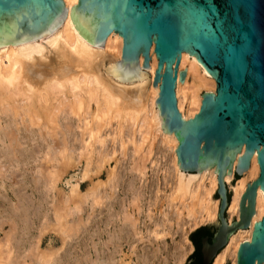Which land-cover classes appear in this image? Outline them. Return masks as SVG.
<instances>
[{
  "label": "water",
  "instance_id": "water-1",
  "mask_svg": "<svg viewBox=\"0 0 264 264\" xmlns=\"http://www.w3.org/2000/svg\"><path fill=\"white\" fill-rule=\"evenodd\" d=\"M65 16L64 0H0V46L51 34ZM73 26L99 50L118 34L120 62L102 71L116 84L148 81L156 58V103L166 137L178 140L182 174L216 168L218 220L190 234L187 262L213 264L248 230L264 191V0H78ZM147 90L148 82L137 93ZM237 262L264 264V215Z\"/></svg>",
  "mask_w": 264,
  "mask_h": 264
},
{
  "label": "bare ground",
  "instance_id": "bare-ground-1",
  "mask_svg": "<svg viewBox=\"0 0 264 264\" xmlns=\"http://www.w3.org/2000/svg\"><path fill=\"white\" fill-rule=\"evenodd\" d=\"M64 1L66 4V16L62 24L61 25L59 24V26H57L51 34L29 41L27 42V44L13 43V44L0 46V178L1 180L2 178L14 180V178H16L19 175V173L20 175L24 176L25 172H27L28 169H30L29 164L31 165V160L35 161L36 159L35 157H37L36 155L40 151H42L44 152L43 153L44 156L42 158L43 160L41 159L39 163H37L36 165L40 170L45 171L46 169H48V171H50L47 172L49 173V176L46 175V177L45 176L43 177L46 180L48 179L49 181H51L47 183L54 184L56 179L59 178L58 177L59 175L58 172L57 173L52 172L51 168L53 166L54 167L56 166L55 165L56 161L58 162L60 161L61 163L60 169L65 171L66 168L71 165V163L75 164L77 161L76 162H71V161L76 160L77 155L75 156L73 152L79 145V144L77 145L78 142H84V145L80 147L81 151L79 155L80 157H82L81 159H84L86 157V166L84 172V176H85L86 174H88L89 171H91L90 168H89L90 170H88V167L92 163L97 164L99 168L107 160L110 161L111 156L118 151L116 145H115L116 147L113 146L111 150L109 149L106 151L99 148L101 149L100 151L99 149H97L98 147H95L98 146L96 145V143H100L103 146L104 144L106 145L107 141L104 137L106 135L105 134L104 136L101 135L102 127L105 125H110L112 121L115 120L116 131L114 132L113 140L115 141V139L118 140L120 139V143H121V144L119 143L120 148L121 149L123 148L121 153L124 156L128 155L127 156L128 160L130 159L131 164L133 163L132 164L133 168L137 169L139 173L140 171H143L144 168L147 166L146 162L150 154L153 152L155 146L160 147L162 150L164 149L167 153L166 154L164 152L168 156L167 158L169 162L168 164L170 165V168L172 170L171 171L172 184H170L172 185L171 186L172 189H170L171 192L164 194V196L166 197L165 199L168 203L167 206L168 209L163 210L162 213H160L162 214L160 217L154 216L156 214L152 215L155 228L151 230L154 233V238L163 239L164 236L171 233L170 232V230L172 229L171 223L173 222L174 219L177 220V223L182 224V222L180 221L183 220L179 219L181 217V213L178 211V209H176L178 207L177 203L180 202V208L182 207L183 210H186V217L184 216V218L187 219L184 220L183 227L180 226V228H182L181 239L179 245L174 246L175 249L174 253H176V257H178V259L176 258L175 264H183L186 257L194 247L193 243L188 238L189 231L195 226L199 225L200 223L218 219L220 201H211V199H215L213 197V194L218 190L216 168H213L212 170L204 174H182L176 153L178 140L174 134L166 137L165 131L162 129V120L159 116V109L156 103V98L159 93V87L158 89H154V84H153V77L157 67L156 58L153 55H151L152 58L150 62V67L148 68V79H147L148 81H144L140 84L119 85L116 84L115 78L103 77L102 71L104 64H119L122 54V41L119 39L117 33L111 34L106 39L103 50H99L95 48V46L92 47V45H88L85 42H83L80 38L79 31L73 26L74 7L78 0H64ZM52 55L55 57V59L58 60L57 65L54 66L51 65L53 61L48 60V59H52ZM50 61L52 62L50 63ZM54 64H56V62ZM147 82H148V90L145 93V95L137 93V90L142 89ZM76 128H82V135H87V138L85 139L83 137L80 140L78 134H76L77 133ZM110 132H112V129ZM129 142L133 144L132 145L133 150L131 151L134 155L133 158H132V154L129 157L130 152L129 151H128L129 153L127 152V149L129 148V147L127 148V144ZM59 156H61V158ZM83 156L85 157L83 158ZM79 162H81V160ZM18 170L19 173L17 174ZM20 170H22L23 173H21ZM112 172L113 171H111V173ZM93 173H95V171ZM42 175H44V173H42ZM115 178H118V175ZM18 182L13 181L12 183L15 191V192L13 191L14 193L12 194L16 193L18 203H16L15 201L14 204L11 202L12 199L10 200L8 198L7 199L10 200L9 202H7L6 200L4 201V199L7 197L6 194L4 196L5 198L2 196L4 198L3 200L2 197L0 196L1 197L0 229L1 230L3 229L5 223L10 224V227H8L10 229L5 235L6 236L5 240L2 241L0 239V264H73V263L82 264L81 261L83 257L81 259L79 254L72 255L67 252L70 251L67 250L68 248L67 246H70L68 245L70 242L69 241L70 239L68 240V238H72L73 236H75L76 230L80 229L84 225V223L82 222L83 220H82L81 211H80L81 214L79 215L81 216L80 220H76L75 218H73L70 221L71 218L68 217L72 215L71 214L72 211L74 212V210L71 209V205L65 210L61 209V206L60 207L58 206L56 210L52 209V211L54 210L53 211L54 221H50L51 219L50 217H48L49 214L46 211L42 213L43 208L41 209V206L44 205V200L46 198L45 197L46 195L43 196L41 194L40 196L41 197L43 196L42 198L38 195L40 200L38 199L37 201H35L34 199H32V197L23 193L22 192L23 189L19 190L21 186H19L20 188L15 189V184H17ZM57 183L58 182H56V184ZM130 183L128 181V184ZM9 184L8 186H10ZM103 184L104 183H102V186ZM112 184H114V182ZM116 185L119 184L116 183ZM107 186H111V185H109L108 183ZM3 187H5V189H8V187L6 188V186ZM120 187L121 186H119V188ZM30 188L32 187L30 186ZM94 189H90L88 190L89 192L86 191V193L84 192V194L81 193V195L80 196L78 195V197L74 195L77 198L75 197L72 198L73 199L72 202L74 205L73 209L82 210L84 205L83 203L84 202L87 203L86 200L88 199V197H92V199L90 200L93 201V204H97L101 198H106V200L111 199L116 194V193L114 194L115 188H112L113 194L111 192L109 193L106 189L105 190L107 192L104 191L105 193L103 192L99 194L98 192L99 190H97V188L95 190ZM103 190L104 189H102V191ZM73 191H75V189H73ZM5 193H7V191ZM71 193L75 194L76 191ZM141 195L142 194H140V196ZM54 196H52V198ZM122 197H125V195ZM48 198L50 197L48 196ZM117 199L118 198H116L115 200ZM58 200L61 199L59 198ZM70 200L71 199L68 198L66 202ZM138 200H139V196H134L130 204L135 205V202H137ZM56 201L55 203L59 202ZM90 203L92 204V202ZM99 203H101V201ZM64 204L65 203H63L62 206H65ZM162 206L163 205H161V208ZM52 207L55 208L54 205ZM135 207L136 209L140 208L139 204L138 205L136 204ZM45 208L47 207H44V209ZM255 208H256L255 209L256 217H252V222L248 230L237 233L235 236L230 237L226 243L225 249L214 260L213 264H224L228 256L233 257V264H238L237 262L238 250L240 248L241 242L251 239L254 223L260 220L261 217L264 215L263 190L257 189ZM175 209L178 212H176ZM122 210L123 211H120L122 212L121 214L116 210L115 211L117 212V214L116 213L110 214L109 212H107L110 215L106 218L105 221L106 225L113 223L115 220L114 218L117 217L118 220L115 223L117 226L115 227L117 228V232L116 230L115 232L119 234V237L122 232H123L122 234L127 235L125 237H128L129 239L133 237V235H140V234L142 235L143 233L140 232L141 230L138 231L139 224L137 225V219L134 217L133 213L129 212V209L127 207L122 208ZM82 211L84 212V209ZM91 211L93 212V209ZM41 213L43 214V217L44 216L47 217L48 222L46 221L45 224L42 223L43 224L41 225L42 227L38 228L39 234L35 236L33 234V237H31L30 233L32 234L31 232L33 228L32 224L34 223V222L32 223V219H34L33 218L34 216H38V217L40 215L42 216ZM111 213H113V211ZM114 215L117 216L114 217ZM98 220L99 219H97V223L99 226ZM104 220L105 218H103V221ZM88 221L89 219L87 220V222ZM99 228L101 229V227H98L96 229V236L99 235L102 231ZM49 229L55 230L61 234L62 236L61 244L63 243L62 246L65 247L64 248L65 249L64 251H66L65 254H62L61 251L63 247L54 248L52 246L51 247L48 246L47 248L44 247L45 249L40 247L41 242L43 241V236L45 235L44 233ZM105 230L106 228L103 231ZM78 233L79 231L77 232V234ZM109 233L111 232L108 231V234ZM81 234H82V230H81ZM81 234H79V236ZM1 237L4 238V235ZM77 237L78 235H76V238ZM113 237L115 238L118 236L117 235L115 236L114 233L109 234L110 240H112ZM144 237L145 235L141 236L140 239L142 240ZM78 238L80 239V237ZM146 239L147 238H145V240ZM128 241L129 240H127L126 244H129ZM150 242L153 243L155 241L154 239H152L150 240ZM150 242L144 244L143 246L141 245L142 247L139 248V250H143V253L137 252L136 249L134 252H132L136 254L135 259L137 258V262L135 263L130 262V264H164L165 263L164 262L165 260H161V256L158 252L159 250L162 251L164 248H162L161 246H158L157 248L155 247L156 249L151 248L152 246L149 245ZM81 247L82 246H80V248ZM94 247L96 248L97 251V257L95 259L98 258V260H94V261H96L97 263L103 262V264H105L107 260L110 262L109 264H117L118 262L119 264H128L124 257L115 260V256H114L115 253L113 254L112 252H109L108 254H106L104 251L102 255V253L99 250V247H97L95 244ZM118 248H121V245L118 246ZM169 250L170 249H168V251ZM149 251L150 253H148ZM172 251L174 250L172 249ZM85 258H89V257H85ZM94 261L92 263H94Z\"/></svg>",
  "mask_w": 264,
  "mask_h": 264
},
{
  "label": "rangeland",
  "instance_id": "rangeland-1",
  "mask_svg": "<svg viewBox=\"0 0 264 264\" xmlns=\"http://www.w3.org/2000/svg\"><path fill=\"white\" fill-rule=\"evenodd\" d=\"M53 55H52V59H48V60H52V61H50V63H51V65H57L58 63V60L57 59H55V57H54V59H53ZM57 60V61H56ZM56 62V64H54L55 62ZM109 126V127H108ZM112 126V127H111ZM116 121L114 120V121H112V123L110 124V125H105V126H103L102 127V131H101V135L102 136H104V134L106 135V136H104L105 137V139H106V141H107V143H106V145L104 144V146L102 145V144H100V143H96V145H98V146H95V147H98L97 149H99V148H101L102 150H111V148L113 147V146H117V148H118V151L115 153V154H113L112 156H111V158H110V161H106V162H104L102 165H101V167H99L98 168V165L97 164H94V163H92L89 167H88V170H90L91 169V171H89L88 172V174H86L85 176H84V172H85V166H86V157L85 156H83V158L84 159H81L82 157H80V151H81V149H80V147H82L83 145H84V142H78L77 143V148L75 149V151L73 152L74 153V155L76 156V160H72L71 162H76L75 164H73V163H71V165L70 166H68L67 168H66V171L65 170H61L60 168H61V163H60V161L58 162V161H56L55 162V167L53 166L51 169V171L52 172H58V177L59 178H57L56 179V181H55V183L53 184V183H47V182H51V181H49L48 179V181L43 177V176H45L46 177V175L47 176H49V173H47V172H50V171H48V169H46L45 171L44 170H40L39 168H38V166L36 165L37 163H39V161L43 158V153L44 152H42V151H40L36 156L37 157H35L36 159H35V161H32L31 160V165L29 164V168L30 169H28V171L27 172H25V177L24 176H22V175H20V173H19V170H18V172H17V174L19 173V175L16 177V178H14V180H9V179H3L2 178V180H1V178H0V183H1V185L2 184H4V185H0V192H1V194H0V196L2 197H4L5 196V194L7 195V197L4 199L3 197H2V200L4 199V201L6 200L7 202H9L11 199V202L12 203H14L15 204V201H16V203H18V201H17V196H16V193L15 194H12V193H14L15 191H14V188H13V181L14 182H18L17 184H15V189H17V188H20L19 186H21V188L19 189V190H21V189H23V193H25L26 195H28V196H30V197H32V199H34L35 201H37L38 199L40 200V198H39V196L42 194L43 196L44 195H46L44 198H45V200H44V205L43 206H41V209L43 210V212L42 213H44V211H46L48 214H49V216L48 217H50V221H54V210H56V208H58V206L60 207L61 206V209H67L68 207H70V205H71V209L72 210H74V212L72 211V215H70L68 218H71L70 219V221L73 219V218H75L76 220H80L81 219V216H79L81 213V215H82V222L84 223V225H83V227H81L80 229H78V230H76V235H78V237H80V239L77 237L76 238V235L75 236H73L72 238H68V240L70 241L69 242V244L68 245H70V246H67L68 248H67V250H70V251H67L68 253H70V254H72V255H78L79 254V256L81 257V259H82V257H83V259H82V264H94V263H97L96 261H94V260H98V258L97 259H95L96 257H97V251H96V248L94 247V244L97 246V247H99V250H100V252L102 253V255H103V252L105 251V253L106 254H108L109 252H112L113 254L115 253V260H118L119 258H125L126 259V261H127V263L128 264H130V262H132V263H135V262H137V258L135 259V257H136V254L135 253H132V252H134L135 251V249H136V251L137 252H139V253H143V250H139V248H141L144 244H147L148 242H150V240H152V239H154V241L155 242H153V243H151L150 242V246H152L151 248H154V249H156L158 246H161L162 248H164L162 251L161 250H159L158 252H159V254H160V256H161V260H165L164 262V264H175L176 263V258L178 259V257H176V253H174L175 252V249H174V246H178L179 245V242H180V239H181V234H182V228H180V226L181 227H183V222H184V220H186L185 218H184V216L186 217V210H183L182 209V207L180 208V202H178L177 203V208L176 209H178V211L181 213V217L179 218L180 220H183V221H180V222H182V224H179V223H177V220H173V222L171 223L172 225V229L170 230V232L171 233H169V234H167L166 236H164V238L163 239H161V238H158V239H156V238H154V233L152 232V230L155 228V225H154V223H153V219H152V215H154V214H156V215H154V216H161L162 214H160V213H162V211L163 210H165V209H168V203H167V201H166V197L164 196V194H166V193H169V192H171L170 191V189H172V185H170V184H172V182H171V177H172V175H171V168H170V165L168 164L169 162H168V156L166 155L167 153H166V151L163 149H161L160 147H154V149H153V152L150 154V156H149V158H148V160H147V162H146V169L144 168V170L143 171H140V173H139V171L137 170V169H135V168H133V166H132V164H131V161H130V159L128 160V155H126V156H124L122 153H121V151H122V149L120 148V139L118 140V139H115V141L113 140L114 138H113V135H114V132L116 131ZM105 127V128H104ZM109 128V129H108ZM80 129V130H79ZM105 129V130H104ZM111 129H112V132H110L111 131ZM114 130V131H113ZM76 131H77V133L76 134H78V137L80 138V140L84 137L85 139L87 138V135H82V128H76ZM105 131V132H104ZM108 132V133H107ZM110 134V135H109ZM127 139V138H126ZM128 140V139H127ZM109 142V143H108ZM115 143V144H114ZM118 145H117V144ZM120 143V144H119ZM133 144L131 143V142H129L128 144H127V152L129 153V157H130V155L132 154V158L134 157V155H133V153L131 152L133 149V146H132ZM109 146V147H108ZM115 146V147H116ZM104 147V148H103ZM106 147H107V149H106ZM78 149V150H77ZM101 149H99L100 151H101ZM130 149V150H129ZM166 154H165V153ZM75 153H78V154H75ZM98 154V153H97ZM41 155V156H40ZM123 156V157H122ZM60 158H61V156H59ZM122 157V158H121ZM126 158V159H125ZM131 158V159H132ZM43 160V159H42ZM81 160V162H79ZM128 162H127V161ZM118 161H119V163H118ZM125 161V162H124ZM59 163V164H58ZM93 164H94V167H93ZM32 165H34V166H32ZM105 165V166H104ZM125 165H126V167H125ZM166 165V166H165ZM121 166V167H120ZM33 167H34V170H33ZM59 169H58V168ZM97 167V168H96ZM119 167V168H118ZM123 167V168H122ZM131 167V168H130ZM55 168V169H54ZM90 168V169H89ZM98 170H96V169ZM130 168V169H129ZM94 169V170H93ZM116 169V170H115ZM50 170V169H49ZM121 170V171H120ZM21 171V173H23V171L22 170H20ZM39 171V172H38ZM44 171V172H43ZM63 171V172H62ZM95 171V173H93ZM111 171H113L112 173H111ZM116 171V172H115ZM118 171V172H117ZM143 172V173H142ZM26 173H28V174H26ZM32 173V174H31ZM42 173H44V175H42ZM119 173V174H118ZM132 173H133V175H132ZM168 173V174H167ZM38 174V175H37ZM109 174V175H108ZM113 174V175H112ZM29 175V176H28ZM63 175V176H62ZM117 175H118V178H115V177H117ZM121 175V176H120ZM137 175V176H136ZM28 176V177H27ZM34 176V177H33ZM37 176H38V178H37ZM115 176V177H114ZM132 176V177H131ZM135 176V177H134ZM32 177V178H31ZM40 177H41V179H40ZM110 177H112V178H110ZM134 177V178H133ZM18 178V179H17ZM30 178V179H29ZM114 178V179H113ZM120 178V179H119ZM129 178H130V180H129ZM22 179V180H21ZM25 179H26V181H25ZM123 179V180H122ZM134 179H135V181H134ZM18 180V181H17ZM118 180V181H117ZM12 181V182H11ZM21 181V182H20ZM24 181V182H23ZM37 182V183H35V182ZM97 183H96V182ZM112 181V182H111ZM117 181V182H116ZM128 181H129V183L130 184H128ZM7 182H8V184L11 186H8V184H7ZM26 182V183H25ZM28 182H29V184H28ZM34 182V183H33ZM45 182V183H44ZM56 182H58L57 184H56ZM95 182V183H94ZM107 182V183H106ZM114 182V184H112ZM117 184H119V185H116V183ZM122 182H124V183H122ZM134 182V183H133ZM26 185H25V184ZM31 183V184H30ZM39 183V184H38ZM47 183V184H46ZM92 183H94V184H92ZM100 183H101V185H100ZM102 183H104L103 184V186H102ZM108 183H109V185H114V186H112V188H115V191H114V196L111 198V199H107L106 200V198H99L100 200H99V202L101 201V203H97V204H93V201H91L90 199H92V197H88V199L86 200L87 201V203L86 202H84L83 204V208H82V210L84 209V212L82 211V210H77V209H73V207H74V205H73V202H72V198H74L75 196H77L78 197V195L80 196L81 195V193H83L84 194V192L86 193V191L87 192H89L88 190H90V189H96L97 188V190H99L98 192H99V194L100 193H103L104 191L105 192H111L112 194H113V189L111 188V186H107L108 185ZM128 185H127V184ZM22 184V185H21ZM55 184H56V186H55ZM95 184H96V186H95ZM99 184V185H98ZM125 184V185H124ZM134 184H135V187H134ZM138 184V185H137ZM24 185V186H23ZM54 185V186H53ZM91 185H94V186H91ZM127 185V186H126ZM132 185V186H131ZM3 186H6V188L8 187V189H5V187H3ZM30 186L32 187V188H30ZM98 186H100V187H98ZM119 186H121L120 188H119ZM126 187V188H124V187ZM129 186H131V187H129ZM142 186V187H141ZM28 189H27V188ZM36 187V188H35ZM40 187H41V189H40ZM44 187H45V189H44ZM92 187V188H91ZM102 187V188H101ZM104 187H106V188H104ZM171 187V188H170ZM12 188V189H11ZM25 188V189H24ZM46 188H48V189H46ZM99 188V189H98ZM128 188H130V189H128ZM35 189V190H34ZM49 189H50V192H49ZM53 189V190H52ZM73 189H75V191H76V193L75 194H73V193H71V192H75V191H73ZM94 189V190H95ZM100 189H101V191H100ZM102 189H104L103 191H102ZM107 191H106V190ZM117 189V190H116ZM128 191H127V190ZM4 190V191H3ZM25 190V191H24ZM27 190V191H26ZM33 190V191H32ZM41 190H43V191H41ZM119 190H121V191H119ZM139 190V191H138ZM7 191V193H5ZM11 191V192H10ZM14 191V192H13ZM33 192V193H31V192ZM34 191H37V192H34ZM48 191V192H47ZM52 191V192H51ZM125 192V194H124V192ZM141 191V192H140ZM2 192H4V193H2ZM43 192V193H42ZM104 192V193H105ZM128 192V193H127ZM139 192H140V194H142L141 196H140V194H139ZM30 193V194H29ZM39 193V194H38ZM51 193H53V194H51ZM70 193H71V195H70ZM123 195H122V194ZM132 193V194H131ZM34 196H33V195ZM51 196H50V195ZM56 194V195H55ZM59 194V195H58ZM66 196H65V195ZM82 194V195H83ZM121 194V195H120ZM134 194V195H133ZM12 195V196H11ZM39 195V196H38ZM55 195V196H54ZM68 195V196H67ZM75 195V196H74ZM125 195V197H122V196H124ZM129 195V196H128ZM42 196V197H43ZM48 196L50 197V198H48ZM52 196H54L53 198H52ZM59 196V197H58ZM134 196H139V200L137 201V202H135V205H133V204H130L131 203V200H132V198L134 197ZM161 196V197H160ZM217 196H218V194H217V192H215L214 194H213V197L215 198V199H217ZM1 197H0V199H1ZM38 197V198H37ZM41 197V196H40ZM41 197V198H42ZM63 197V198H62ZM67 197V198H66ZM77 197H75V198H77ZM104 197V196H103ZM118 198L117 200H115L116 198ZM127 197V198H126ZM129 197V198H128ZM157 197V198H156ZM163 197V198H162ZM10 199V200H8V199ZM16 198V199H15ZM61 199V200H58V199ZM68 198L69 199H71L70 201H68V202H66V200H68ZM115 198V199H114ZM52 199V200H51ZM55 199V200H54ZM66 199V200H65ZM121 199V200H120ZM123 199V200H122ZM127 199H128V202H127ZM57 200V201H56ZM63 200V201H62ZM109 200H110V202H109ZM112 200H114V201H112ZM119 200V201H118ZM126 200V201H125ZM164 200V201H163ZM14 201V202H13ZM49 201H50V203H49ZM55 201L56 202H58V203H55ZM92 202V204L90 203V202ZM112 201V202H111ZM140 201V202H139ZM104 202V203H103ZM120 202V203H119ZM154 202V203H153ZM164 204H163V203ZM48 203V204H47ZM55 203V204H54ZM62 203V204H61ZM63 203H65L64 205L65 206H62L63 205ZM71 203V204H70ZM110 203V204H109ZM113 203V204H112ZM119 203V204H118ZM122 203V204H121ZM124 203V204H123ZM52 204V205H51ZM86 204H88V205H86ZM129 204V205H128ZM136 204L138 205L139 204V207L140 208H137L136 209ZM158 204V205H157ZM167 204V205H166ZM46 205V206H45ZM49 205V206H48ZM51 205V206H50ZM55 206V208H53L52 206ZM67 205H69V206H67ZM91 206V208H90V206ZM93 205V206H92ZM120 205H121V207H120ZM161 205H163L162 206V208H161ZM57 206V207H56ZM67 206V207H66ZM87 206V207H86ZM89 206V207H88ZM130 206V207H129ZM164 206H165V208H164ZM44 207H47V208H45V209H47V210H45L44 209ZM48 207H52L51 208V210H50V208H48ZM85 207V208H84ZM101 207V208H100ZM119 207H120V209H119ZM125 207H127L128 209H129V212H132L133 213V215H134V217L137 219V225L139 226V228H138V231H140L141 233H143L142 235L140 234V235H133V237H131L130 239L128 238V237H125V236H127V235H125V234H120V237H119V234H117L116 232H117V228H115V227H117L116 226V222H117V220H118V218L117 217H115V216H117V215H114V222L113 223H110L109 225H106V218L110 215V214H117V212L116 211H118V212H120V211H123L122 210V208H125ZM1 208V207H0ZM99 208H100V210H99ZM103 208V209H102ZM107 208V209H106ZM114 210H113V209ZM151 208V209H150ZM52 209H54L53 211H52ZM93 209V212L91 211ZM97 209V210H96ZM105 209V210H104ZM109 209V210H108ZM158 209V210H157ZM162 209V210H161ZM176 209H175V211H176ZM49 210H50V212H49ZM89 210V211H88ZM102 210V211H101ZM107 210V211H106ZM116 210V211H115ZM140 210V211H139ZM142 210V211H141ZM151 210V211H150ZM161 210V211H160ZM183 210V211H182ZM78 211V212H77ZM80 211H81V213H80ZM100 211V212H99ZM113 211V213H111ZM115 211V212H114ZM136 213H135V212ZM148 211V212H147ZM160 211V212H159ZM178 211H176V212H178ZM76 212V213H75ZM90 212H91V215H90ZM107 212H109V213H107ZM142 212H143V214H142ZM41 213V214H42ZM46 213V214H47ZM88 213V214H87ZM100 213V214H99ZM122 212H120V214H121ZM51 214V215H50ZM75 214V215H74ZM97 214V215H96ZM147 216H146V215ZM149 214V215H148ZM53 215V216H52ZM100 215V216H99ZM103 215V216H102ZM136 215V216H135ZM72 216V217H71ZM96 216V217H95ZM98 216V217H97ZM118 216H119V213H118ZM139 216V217H138ZM143 216V217H142ZM38 216H34L33 218L35 219H32V226H33V228H32V234L30 233V235H31V237H33V234H34V236L35 235H38L39 234V229L38 228H40V227H42L41 225H43V224H45L46 223V221L48 222V219H47V217H43V214H42V216L40 215L38 218H40V219H38L37 218ZM42 217V218H41ZM78 217H80V218H78ZM95 217V218H94ZM105 218V220L103 221V218ZM146 217V218H145ZM184 219H183V218ZM44 218V219H43ZM52 218H53V220H52ZM89 219V221L87 222V220ZM90 218H92V219H90ZM100 218H101V220H100ZM95 219V220H94ZM97 219H99L98 221H99V226H98V223H97ZM147 219V220H146ZM34 220V221H33ZM38 222H37V221ZM40 220V221H39ZM41 220H42V222H41ZM149 220V221H148ZM218 219H214V220H211V221H207V222H203V223H200L199 225H197V226H195L194 228H192L190 231H189V233H188V238L190 239V234H196V233H198V232H200L201 230H203L204 228H206L207 226H209V225H211L212 223H214L215 221H217ZM36 221V222H35ZM101 221V222H100ZM179 221V220H178ZM150 222V223H149ZM37 223H39V224H37ZM43 223V224H42ZM86 223V224H85ZM93 223V224H92ZM105 223V224H104ZM153 223V224H152ZM8 224V225H7ZM90 224H92V225H90ZM97 224V225H96ZM115 225V226H114ZM149 225H150V227H149ZM38 226V227H37ZM112 226H114V227H112ZM6 227V228H5ZM8 227H10V224L9 223H5L4 224V227H3V231L0 229V239L3 241V240H5V238H6V234H7V232L9 231V229L10 228H8ZM36 227V228H35ZM91 227V228H90ZM98 227H101V229L100 230H102L101 231V236H100V234L99 235H97L96 236V229L98 228ZM144 227H145V229H144ZM147 227H149V228H147ZM86 228V229H85ZM95 228V229H94ZM106 228V230L105 231H103L104 229ZM113 228V229H112ZM36 229V230H35ZM38 229V230H37ZM108 229V230H107ZM119 229V228H118ZM147 229V230H146ZM152 229V230H151ZM162 229V228H161ZM174 229V230H173ZM81 230H82V234H81ZM113 232H112V231ZM115 230H116V232H115ZM143 230V231H142ZM149 230V231H148ZM177 230H178V232H177ZM35 231V232H34ZM79 231V233L77 234V232ZM87 231V232H86ZM89 231V232H88ZM95 231V232H94ZM108 231H110L111 233H114L115 234V236L117 235L118 237H113L112 238V240H110L109 239V234H111V233H109L108 234ZM148 231V232H147ZM174 231V232H173ZM179 231H180V234H179ZM85 232V233H84ZM94 232V233H93ZM104 232V233H103ZM107 232V233H106ZM177 232V233H176ZM47 233V234H46ZM52 233V234H51ZM145 233V234H144ZM147 233V234H146ZM45 235L43 236V241L41 242V246L40 247H42L43 249H45V248H47L48 246L49 247H54V248H60V247H63L62 246V244H61V242H62V236H61V234L60 233H58L57 231H55V230H51V229H49V230H47L45 233H44ZM79 234H81L80 236H79ZM86 234V235H85ZM149 234V235H148ZM4 235V238H2L1 236H3ZM85 235V236H84ZM94 235V236H93ZM124 235V236H123ZM145 235V237L141 240L140 239V237L141 236H144ZM58 236V237H57ZM92 238H91V237ZM107 236V237H106ZM137 236V237H136ZM147 236V237H146ZM148 236H149V239H148ZM56 237V238H55ZM83 237H84V239H83ZM86 237V238H85ZM98 237H100V238H98ZM60 238V239H59ZM89 240H88V239ZM91 238V239H90ZM116 238H118V239H116ZM120 238V239H119ZM133 238V239H132ZM134 238H136L137 239V241H136V239H134ZM139 238V239H138ZM145 238H147L146 240H145ZM57 239H59V240H57ZM81 239H82V241H81ZM87 239V240H86ZM98 239H99V241H98ZM101 239V240H100ZM107 239H109V240H107ZM116 239V240H115ZM166 239V240H165ZM52 240V241H51ZM54 240V241H53ZM61 240V241H60ZM75 240H76V242H75ZM125 240V241H124ZM127 240H129L128 241V243L129 244H126L127 243ZM139 240V241H138ZM160 240H162V241H160ZM174 240V241H173ZM191 240V239H190ZM56 241H58V242H56ZM108 241V242H107ZM137 243H136V242ZM140 241H142V242H140ZM55 242V243H54ZM96 242V243H95ZM119 242V243H118ZM134 242V243H133ZM140 242V243H139ZM146 242V243H145ZM167 242V243H166ZM172 242H173V244H172ZM178 242V243H177ZM57 243V244H56ZM74 243V244H73ZM78 243H81V244H78ZM85 243V244H84ZM103 243V244H102ZM121 243V244H120ZM123 243V244H122ZM133 245H132V244ZM136 243V244H135ZM73 244V245H72ZM88 244V245H87ZM98 244V245H97ZM126 244V245H125ZM135 244V245H134ZM165 244V245H164ZM60 245V246H59ZM87 247H86V246ZM93 245V246H92ZM104 247H103V246ZM113 245V246H112ZM116 245H117V247H116ZM121 245V248H118V246H120ZM142 245V246H141ZM169 245H170V247H169ZM172 245V246H171ZM194 245V244H193ZM59 246V247H58ZM80 246H82L81 248H80ZM106 246H108V247H106ZM140 246V247H139ZM45 247V248H44ZM72 247H74V248H72ZM76 247H77V249H76ZM103 247V248H102ZM131 247H133V248H131ZM156 247V248H155ZM166 247H168V248H166ZM171 247H172V249L174 250V251H172V249H171ZM65 247H63V249L61 250L62 251V254H65V252L66 251H64L65 249H64ZM86 248V249H85ZM105 248V249H104ZM113 248H114V250H113ZM90 249V250H89ZM134 249V250H133ZM138 249V250H137ZM168 249H170L169 251H168ZM76 250V251H75ZM118 250V251H117ZM124 250V251H123ZM130 250V251H129ZM88 251V252H87ZM122 251V252H121ZM167 251V252H166ZM76 252V253H75ZM78 252V253H77ZM126 252V253H125ZM171 253V254H169V253ZM193 252H194V247H193V249H192V251L188 254V256L186 257V259H185V261H184V263L183 264H187V262H188V260L190 259V257L192 256V254H193ZM61 253V252H60ZM84 253V254H83ZM92 254V255H90V254ZM117 253H118V255H117ZM148 253H150V251L148 252ZM174 253V254H173ZM87 254H88V256H87ZM105 254V255H106ZM162 254V255H161ZM166 254V255H165ZM170 256H169V255ZM173 254V255H172ZM83 255H85V256H83ZM116 255H117V257H116ZM120 255V256H119ZM124 255H126V256H124ZM134 255V256H133ZM168 255V256H167ZM92 256V257H91ZM167 256V257H166ZM173 256V257H172ZM85 257H89V258H85ZM132 259H131V258ZM164 257V258H163ZM175 257V258H174ZM104 258V257H103ZM167 258V259H166ZM174 258V259H173ZM90 259H92L93 261H94V263H92L93 261L92 260H90ZM130 259V260H129ZM168 259H169V261H168ZM84 260V261H83ZM135 260V261H134ZM90 261V262H89ZM134 261V262H133ZM110 262L109 261H107L106 260V263L105 264H109ZM213 263H214V261H213ZM73 264H76V263H73ZM97 264H103V262H100V263H97ZM117 264H119V262L117 263ZM224 264H233V257L232 256H228L227 257V259H226V262L224 263Z\"/></svg>",
  "mask_w": 264,
  "mask_h": 264
},
{
  "label": "trees",
  "instance_id": "trees-1",
  "mask_svg": "<svg viewBox=\"0 0 264 264\" xmlns=\"http://www.w3.org/2000/svg\"><path fill=\"white\" fill-rule=\"evenodd\" d=\"M214 234V230L213 229H208V230H206L205 231V235H207V236H212ZM193 240V242L195 243V244H197L198 242H195V240L194 239H192ZM200 243V242H199ZM197 245H199V244H197Z\"/></svg>",
  "mask_w": 264,
  "mask_h": 264
},
{
  "label": "flooded vegetation",
  "instance_id": "flooded-vegetation-1",
  "mask_svg": "<svg viewBox=\"0 0 264 264\" xmlns=\"http://www.w3.org/2000/svg\"><path fill=\"white\" fill-rule=\"evenodd\" d=\"M205 236H207V235H205Z\"/></svg>",
  "mask_w": 264,
  "mask_h": 264
}]
</instances>
